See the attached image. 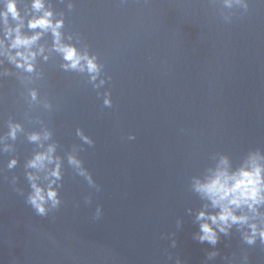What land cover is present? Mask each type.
<instances>
[{
  "label": "water",
  "instance_id": "1",
  "mask_svg": "<svg viewBox=\"0 0 264 264\" xmlns=\"http://www.w3.org/2000/svg\"><path fill=\"white\" fill-rule=\"evenodd\" d=\"M50 3L64 16L65 38L94 53L101 73L93 82L65 71L56 53L38 57L32 74L4 61L12 74L0 77V137L12 147L0 150V264H241L244 253L247 264H264V245L243 243L235 225L215 246L194 239L205 201L191 187L220 154L236 166L249 150L264 152V5L250 0L243 12L225 0ZM9 119L23 126L15 140L6 136ZM44 128L63 177L61 206L39 216L25 201L24 165L38 150L28 133ZM214 248L219 254L209 258Z\"/></svg>",
  "mask_w": 264,
  "mask_h": 264
},
{
  "label": "clouds",
  "instance_id": "2",
  "mask_svg": "<svg viewBox=\"0 0 264 264\" xmlns=\"http://www.w3.org/2000/svg\"><path fill=\"white\" fill-rule=\"evenodd\" d=\"M66 2L70 9L74 6V0ZM249 2L250 0H225V5L231 7L235 3L243 12H247ZM21 3L24 4L23 10ZM257 3L264 5V0H257ZM225 22L231 20L226 19ZM64 25V16L54 11L50 0H0V77L12 74L11 70L4 66L5 60L21 72L32 74L36 73L38 57L47 61L52 53H56L62 57L64 63L61 67L65 71L87 72L90 80L95 82L101 73V65L96 55L70 43L73 36L69 34L67 39L65 38ZM46 34L51 35L50 45L47 41L41 42ZM103 83L104 79L101 78L99 84L94 86L99 87ZM29 96L32 101H36L37 89L31 88ZM112 103L111 93H105L104 105L111 107ZM22 131L21 123L9 119L7 137L15 140L17 134ZM51 135L52 133L44 128L42 131H32L27 136L29 141L37 144L38 150L33 152L24 165L30 186L25 201L39 216H47L50 210L61 206L59 189L63 177L62 158L56 152V143L45 144ZM77 135L85 143L94 144L93 139L82 130L77 129ZM3 139L4 137H0V150L9 151L12 146L4 144ZM128 139L134 140L135 135L130 133ZM67 158L68 163L80 175L85 176L90 184L95 183L77 155L69 153ZM17 163V158L13 156L7 167L14 168ZM15 180L13 177V184ZM191 187L205 201L196 213L199 229L194 234V239L215 246L219 242L220 234L229 235L235 225L240 231L243 243L251 246L259 240L264 245V152L251 149L236 166H233L227 155L220 154L202 175L192 178ZM101 211V206L98 205L97 218ZM172 243L175 245V241ZM218 254V250L214 248L208 253V257L212 258ZM247 262V253H244L241 256V264ZM176 264L181 262L177 260ZM229 264H235V261L229 259Z\"/></svg>",
  "mask_w": 264,
  "mask_h": 264
}]
</instances>
